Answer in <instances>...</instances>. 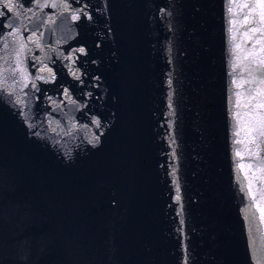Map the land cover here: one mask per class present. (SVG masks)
Returning <instances> with one entry per match:
<instances>
[{
	"label": "water",
	"instance_id": "95a60500",
	"mask_svg": "<svg viewBox=\"0 0 264 264\" xmlns=\"http://www.w3.org/2000/svg\"><path fill=\"white\" fill-rule=\"evenodd\" d=\"M13 3L0 264H264V108L245 52L259 0Z\"/></svg>",
	"mask_w": 264,
	"mask_h": 264
},
{
	"label": "bare ground",
	"instance_id": "6f19581e",
	"mask_svg": "<svg viewBox=\"0 0 264 264\" xmlns=\"http://www.w3.org/2000/svg\"><path fill=\"white\" fill-rule=\"evenodd\" d=\"M251 3L250 5H252ZM250 8V17L251 21L253 22L252 25L248 28L247 31V41L248 46L245 47V52L247 53L248 57V63H249V72H251L252 75L257 80L256 85H258L259 81H264V20L261 18V10L258 12L256 8L252 7ZM255 30V31H254ZM254 78L250 76V83H253ZM260 86H258V93L259 96L260 92V101L262 104H264V83H260ZM264 130V129H262Z\"/></svg>",
	"mask_w": 264,
	"mask_h": 264
},
{
	"label": "snow or ice",
	"instance_id": "6c2138e0",
	"mask_svg": "<svg viewBox=\"0 0 264 264\" xmlns=\"http://www.w3.org/2000/svg\"><path fill=\"white\" fill-rule=\"evenodd\" d=\"M0 3H3L5 7L8 8L9 11H13L15 5L13 3V0H0ZM57 5L53 4L52 7H56ZM64 9L67 10L69 5L67 3H65L63 5ZM252 7H259L260 10H261V18L262 20H264V0H259V4L258 5H253ZM86 14L85 12V9L84 8H81L79 10H74L73 13H72V20L73 21H77L80 19L81 15H84ZM0 15H3V13H0ZM18 31V29L16 30ZM255 31V30H254ZM11 34V33H10ZM33 36H35V33H33ZM28 39H32V37H28ZM35 42V41H34ZM36 46L37 47H40V44L38 42H36ZM25 48V44L23 42H20V46H19V49L17 50V68H14L12 69V71H17L19 70V75L21 77V80L24 81L23 83V87H27L28 86V72H27V69L26 68H22L20 67V65L22 64V61L19 59L20 57V54L21 52L24 50ZM75 52H79L81 54L85 53V49L83 47H80L78 49H75L74 50ZM68 59H71V56L68 57ZM262 63H264V61H262ZM48 71L51 75V79L54 80L55 79V76L54 74H52V70L50 68H41L39 69L40 72H43V71ZM264 74V73H262ZM72 75L76 78H78V75L76 72H72ZM36 79H41V80H44L45 78L43 76H37ZM45 82H48V81H45ZM261 83H264V81H261ZM31 86L33 89L36 88V83H35V80H32L31 81ZM7 85H6V81L5 82H0V90H4L6 89ZM12 93L9 92V95H11ZM65 94H67V90H65ZM15 104L17 105H20V104H23V100L20 99V97H17V99L14 101ZM260 107L264 108V104H261ZM20 114L22 116L25 115V113L23 112V109L20 110ZM93 123H97L98 124V121L96 120H93ZM260 124L262 126V129H264V116H262L260 118ZM54 131V129H53ZM262 136H264V130L261 131L260 133ZM98 140V138H97ZM257 264H261V260L258 258L257 260Z\"/></svg>",
	"mask_w": 264,
	"mask_h": 264
}]
</instances>
